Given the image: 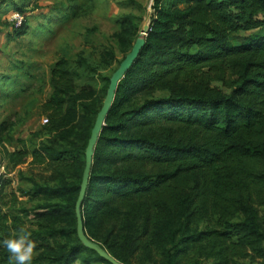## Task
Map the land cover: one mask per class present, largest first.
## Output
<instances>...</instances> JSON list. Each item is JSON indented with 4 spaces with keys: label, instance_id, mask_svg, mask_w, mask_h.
Instances as JSON below:
<instances>
[{
    "label": "trees",
    "instance_id": "16d2710c",
    "mask_svg": "<svg viewBox=\"0 0 264 264\" xmlns=\"http://www.w3.org/2000/svg\"><path fill=\"white\" fill-rule=\"evenodd\" d=\"M164 1L155 0L146 45L119 82L99 135L82 204L84 228V207L96 218L85 233L121 264L264 258V0H175L180 9ZM51 76L53 92L41 106L47 124L39 134L62 142L33 143L29 152L20 140L19 150L3 155L13 167L29 158L47 167L58 186L33 181L44 198L73 195L68 208H35L38 228L27 230L42 258L69 264L82 248L84 261L90 256L110 264L80 242L59 256L50 253V240L58 245L63 233L55 226L65 210L76 230L75 203L95 121L82 145L68 138L78 127L75 102L85 87L75 93L65 59ZM160 92L166 95L121 110L126 94ZM2 189L3 183L0 195ZM10 217L0 210V240L25 227L20 216ZM0 264H9L3 247Z\"/></svg>",
    "mask_w": 264,
    "mask_h": 264
},
{
    "label": "rangeland",
    "instance_id": "374dc122",
    "mask_svg": "<svg viewBox=\"0 0 264 264\" xmlns=\"http://www.w3.org/2000/svg\"><path fill=\"white\" fill-rule=\"evenodd\" d=\"M162 4L170 9L183 7L175 0ZM16 11L24 18L18 28L12 20ZM156 18L155 0H0V166L5 167L0 210L3 214L10 219V215L20 216L28 230H35L40 222L34 212L37 206L61 204L68 208L73 202V195L44 198L35 192L33 181L58 186V182L48 179L53 175L46 171L45 165L34 164L29 158L25 164L13 167L3 155L4 149L19 150L20 140L26 142L29 152L33 143L51 145L55 139L62 142L53 135L39 134L47 124L41 106L53 92L51 72L55 64L60 59L67 61L75 93L85 87L83 99L75 102L78 127L68 134V138L82 145L95 120L94 112L103 103L108 80L130 52L143 27L152 26ZM165 95L163 92L152 97L126 94L121 110H132L150 98ZM95 191L91 198L97 197L99 189ZM65 211L55 226L63 230L56 240L58 245L50 240L54 249L50 251L52 257L80 242L73 214L69 209ZM95 216L96 213L84 207L86 232ZM78 251L70 257L69 264H104L90 256V260L84 261L87 251L82 248ZM43 256L42 250H36L32 264H55ZM240 264H264V258L241 259Z\"/></svg>",
    "mask_w": 264,
    "mask_h": 264
},
{
    "label": "water",
    "instance_id": "95a60500",
    "mask_svg": "<svg viewBox=\"0 0 264 264\" xmlns=\"http://www.w3.org/2000/svg\"><path fill=\"white\" fill-rule=\"evenodd\" d=\"M150 30V25H146L145 27H143L142 31L138 34L130 52L124 57L118 68L113 72L109 79V85L106 91L105 98L99 112L96 115L94 125L92 127L90 137L85 148V165L82 173L78 197L75 203L76 234L78 240L85 248L95 252L100 258L104 259L110 264L121 263L113 258L110 254H108V252H106V250H104L99 244L87 237L82 217V204L84 202L89 184L95 147L97 145L102 128L105 124L106 117L113 104L118 84L124 78L125 74L129 71L134 62L138 59L142 48L146 45Z\"/></svg>",
    "mask_w": 264,
    "mask_h": 264
},
{
    "label": "clouds",
    "instance_id": "9594fccd",
    "mask_svg": "<svg viewBox=\"0 0 264 264\" xmlns=\"http://www.w3.org/2000/svg\"><path fill=\"white\" fill-rule=\"evenodd\" d=\"M0 247L9 253V264H32L37 243L31 239V232L20 227L9 238L0 240Z\"/></svg>",
    "mask_w": 264,
    "mask_h": 264
},
{
    "label": "built area",
    "instance_id": "2783aa9c",
    "mask_svg": "<svg viewBox=\"0 0 264 264\" xmlns=\"http://www.w3.org/2000/svg\"><path fill=\"white\" fill-rule=\"evenodd\" d=\"M23 16L22 14L18 13V12H14V14L12 15V20H13V23L15 25V27H20L22 22H23ZM47 120H45L46 122ZM5 179V167L4 166H0V190H1V187H2V183H3V180Z\"/></svg>",
    "mask_w": 264,
    "mask_h": 264
}]
</instances>
